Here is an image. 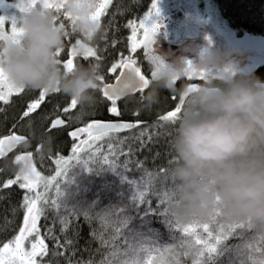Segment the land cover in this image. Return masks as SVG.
Wrapping results in <instances>:
<instances>
[{"label":"trees","instance_id":"trees-1","mask_svg":"<svg viewBox=\"0 0 264 264\" xmlns=\"http://www.w3.org/2000/svg\"><path fill=\"white\" fill-rule=\"evenodd\" d=\"M212 1L221 19L234 32L235 36L241 38L247 35H257L264 38V0ZM151 3L152 0H112L106 14L101 19V33L95 40L86 45L96 50L99 59L83 57V49L76 44L77 39L83 42L80 34L64 36V44L61 47L62 53L58 56L63 68L66 59L70 58L68 54L72 48L77 50V55L73 58L75 67L78 65L87 66L90 63H98L101 66L100 77H103V80L98 81L95 104L86 108L77 105L76 108H70V111L65 113L63 109L70 107L71 98L61 91H48L40 107L29 113L28 117H24L23 113L27 110L28 104L38 99L39 93L43 89L25 88L22 93H13L9 103L5 104L0 101V138L7 134L25 137V140L20 142L11 154L0 157V247L18 234L20 227L23 226L26 211L22 207L26 190L20 189L18 184L4 187L9 179H15L19 169L18 164L13 161L14 155L23 151L30 152L38 171L44 176L54 175L57 167L56 159L61 156L68 158L72 154L75 141L69 137L68 132L76 126L86 125L93 119L116 118L134 123L139 121L137 128L117 134L119 139L124 140V143L118 144L117 147L127 153V155L117 153L119 162L122 165L126 159L131 161L129 164L130 171L126 173L129 179L139 180L144 175L145 170L150 172L154 178L155 191H163L166 186L171 185L172 179L167 173L174 157L170 141L175 133V124L161 121L159 117L174 110L179 104V97L162 88L159 90L157 102L146 106L142 97L149 91L148 87L143 92L136 91L118 100L116 107L120 115L117 116L108 111L112 104L101 93V87L112 82L118 74V69L116 73L110 71L112 65L118 64L122 59H127L130 56L136 60V66L141 68L142 74L151 81L154 65L150 62L149 56L145 54L143 47L138 48L136 53H131V41L128 38L131 36L132 29L127 26L129 21L138 25L150 8ZM202 4V2H198L199 6ZM50 11L52 12V10ZM192 15L190 10L186 14L182 11L180 14L182 22H177L176 26H172L164 37L167 40L179 41L181 31L189 26ZM171 30L172 32L169 33ZM244 62L246 72H255L257 76L264 79V61H258V63ZM198 77V75L196 78L186 77L185 80L199 83L201 79H197ZM182 82L178 81L176 87L179 88ZM59 116L67 121L66 126L51 129V121ZM141 131H146L145 136L137 138ZM149 136H151V140ZM113 143L116 142L113 141ZM137 162H142L143 167L137 168ZM161 168L166 169V171L162 172ZM85 184L90 190L79 199L87 200L88 203L98 200L94 212H100L110 206L114 208L124 207L126 211L121 214V218L132 217L128 228L124 229L121 236L116 240L117 245L123 246L124 237H128L131 242L137 233L143 234V238L157 241L153 247L179 243L181 233L170 229L167 224V221H174L177 218L159 214L168 205L160 206L159 198L156 195L149 193L146 197L147 200H151V207L155 209V211L149 212L147 203L139 204L138 208L130 203L132 195L130 187L127 184L122 186L119 178L111 173L88 177ZM105 185L108 187L106 188ZM120 192L124 193L122 198L118 195ZM146 212L147 215H145ZM46 216L47 219L41 218L39 227L41 235L45 236L48 254L43 258H37L38 264H101V261L111 250L109 246L102 245L98 238L102 231L99 220L93 219L89 223L82 215L70 217L67 231L62 233L59 217L53 211L46 212ZM209 216L210 214L206 217L197 216L196 218L207 220ZM192 220L193 217L179 221L187 226ZM235 221L238 220L223 217L219 219V224L225 225L227 231V225ZM47 229H52V235L58 238L59 246H57L56 240L47 235ZM259 230L261 229L253 226L251 229L243 230L242 236L229 238L226 241V247L233 249L234 246L242 245L245 242H258L261 238ZM94 232L97 235H94ZM237 232L239 233L241 230L237 229ZM104 235L105 239H108L112 235V229L109 228ZM136 239H141V237L137 236ZM66 241L72 243L67 244ZM180 260L181 264H193L191 256L184 257L181 255ZM230 260L235 261L234 251L224 252L216 259L215 264H230Z\"/></svg>","mask_w":264,"mask_h":264},{"label":"clouds","instance_id":"clouds-1","mask_svg":"<svg viewBox=\"0 0 264 264\" xmlns=\"http://www.w3.org/2000/svg\"><path fill=\"white\" fill-rule=\"evenodd\" d=\"M65 6L81 45L95 40L102 26L91 19L94 0H65ZM19 26L18 39L0 41V68L7 78L28 89H59L82 108L95 104L101 66L71 71L61 66L56 51L64 44L65 28L53 13L34 7ZM182 47L194 56L157 50L149 57L156 75L142 97L146 106L157 102L162 88L179 97L167 173L175 181L171 211L187 220L220 207L225 218L264 229V79L245 71L238 49ZM190 74L203 78L190 83L185 80ZM129 79L138 84L134 73ZM178 81H183L179 88Z\"/></svg>","mask_w":264,"mask_h":264},{"label":"snow or ice","instance_id":"snow-or-ice-1","mask_svg":"<svg viewBox=\"0 0 264 264\" xmlns=\"http://www.w3.org/2000/svg\"><path fill=\"white\" fill-rule=\"evenodd\" d=\"M111 3L112 0H94V7L90 14L91 19L101 23V19ZM14 6L21 15L0 14V41L18 39L23 31L19 26L20 20L37 6L52 10L54 20L61 21L60 23L64 26L65 35L78 34L76 32V20L66 10L65 0H57V2H53V0H19ZM159 13V0H152L151 9L140 20L139 25L129 21L127 26L132 29L131 36L128 38L131 41V53H136L138 48L143 47L146 55L154 56L155 50L151 46L155 45L156 35L161 28L160 23L155 19ZM6 22L11 25L10 34L5 32ZM76 44L83 49L84 58L95 57L99 59L96 50L92 47L81 45L79 39L76 40ZM61 53L62 49H57V57ZM68 55L70 58L66 59L64 68L71 71L75 68L73 58L77 55L76 48H72ZM117 69L120 72L115 76V82L105 84L103 96L112 104L108 111L118 116L120 113L116 107L117 101L128 92H143L150 86V80L142 74L141 68L136 66V60L131 56L122 59L118 64H113L110 71L116 73ZM130 73H134L138 78V84L129 79ZM151 75L152 77L156 75L154 70ZM192 76L190 74L188 77L191 78ZM198 76L200 79L203 78L202 74ZM99 80H103V77H99ZM24 91V87L17 86L10 81L3 69L0 68V101L7 104L10 102L13 93ZM55 91L59 92L60 90L56 89ZM47 92L43 89L39 93V98L28 104L27 110L23 113L24 117H28L29 113L40 107ZM77 105V101L71 99L70 107H65L63 111L68 113L70 108L74 109ZM180 111L181 106L179 105L174 110L167 112L166 115L160 116L159 119L174 125ZM139 123V121L137 123L94 121L86 127L72 131L70 136L73 138H78L82 134H87V138L80 139L78 143L73 145L72 154L68 158L61 156L56 159L55 174L51 176H44L37 170L32 153L16 156V161L21 163L20 170L15 179H9L4 187L18 184L20 189L26 190L22 202V207L26 211L23 226L20 227L18 234L0 247V264H38L37 258H43L48 254L45 236L41 235L39 227L41 218L47 219L46 212L48 211H53L59 217L62 233L67 231L70 217L82 215L89 223L93 219L99 220L102 231L98 238L102 245L111 248L101 264H181V255L184 257L191 256L193 264H215L216 259L226 251H234L235 253V261L230 260V264H264V229L259 230L261 238L258 242H245L229 249L226 247V241L233 236H242L243 230L251 229L252 225L248 221L238 220L230 222L226 231L225 225L219 224V219L224 217L220 207L214 209L207 220L198 219L194 216L192 222L187 226L178 219L167 221L170 229L181 233L178 244L153 247L157 241L143 238V234L140 233L135 234L131 242L128 237H124L123 246L115 243L123 230L128 228L132 217L121 218V214L126 211L124 207L114 208L110 206L100 212H94L98 200L88 203L87 200L79 199L90 190L85 184L88 177L111 173L119 178L122 186L127 184L130 187L132 192L130 203L137 208L139 204L147 203L149 205L148 211H155L151 207V200L146 199L147 195L151 193L159 198L160 206L168 205L159 214L175 217L171 211V200L175 191L174 180L163 191H155L154 178L150 172L145 170L144 175L139 180L129 179L126 173L130 171L129 164L131 161L126 159L122 165L119 162L117 153L119 152V155H127V153L117 147L118 144L124 143V140L119 139L117 134L137 128ZM64 124V120L57 118L52 122L51 127L55 128ZM145 134L146 131H141L137 138H142ZM149 139L151 140V136ZM24 140L25 137L16 134L0 138V156L5 155L6 151H10ZM142 167V162H137V168ZM161 171L164 172L166 169L161 168ZM105 187L107 188L108 185ZM118 195L122 198L124 193L120 192ZM109 228L112 229V235L105 239L104 234ZM237 229H240L241 232L238 233ZM93 234L97 235L95 232ZM47 235L56 240L57 246H59V240L52 235V229H47ZM137 236H140L141 239H136ZM66 243L71 244L72 242L66 241Z\"/></svg>","mask_w":264,"mask_h":264},{"label":"rangeland","instance_id":"rangeland-1","mask_svg":"<svg viewBox=\"0 0 264 264\" xmlns=\"http://www.w3.org/2000/svg\"><path fill=\"white\" fill-rule=\"evenodd\" d=\"M54 1L55 0H53V2ZM17 2H19V0H12L11 2L9 0H0V14L9 16L13 14H17L18 16L21 15L14 6ZM168 2L169 0H159V8L162 6V9L170 11L169 13H171L172 16H168L169 14H167V17L164 18L163 14L160 15V12L159 16L155 17L157 22L160 23L161 28L156 35L155 45L151 46L155 50L154 54L159 50L164 53H172L173 55H187L192 57L194 53L184 52L182 46L193 44L198 48H218L222 50L227 48L238 49L243 56V66L245 65L244 61L248 63L264 61V38L257 35H247L241 38L235 36L234 32L228 28L221 19L212 0H178V3L176 0H170L172 5L177 7V10L172 6L168 8ZM198 2H202V6H199ZM150 9L151 6L148 11ZM189 10L193 13L192 19L189 26L184 28V31L182 29L181 39H179V41H171L168 39L169 42L162 39L172 26H176L177 22H182L180 17L181 12L183 11L186 14ZM168 18L171 20L168 21ZM5 32L10 34V23L6 22ZM170 32H172V30L169 31V33ZM173 35H175L176 38L178 37L176 34ZM194 76L197 77V75H193L192 77Z\"/></svg>","mask_w":264,"mask_h":264},{"label":"water","instance_id":"water-1","mask_svg":"<svg viewBox=\"0 0 264 264\" xmlns=\"http://www.w3.org/2000/svg\"><path fill=\"white\" fill-rule=\"evenodd\" d=\"M119 72H120V70L118 71V74H119ZM118 74H117V75H118ZM114 82H115V81L113 80L112 82H109V83H106V84H110V83H114ZM192 83H196V82H192ZM104 86H105V84L101 87V93H102V96H103V89H104ZM134 92H136V91L128 92V93H126L124 96H122L121 98H123V97H125V96H128V95H131V94H133ZM103 97H104V96H103ZM104 98L107 99L106 97H104ZM121 98H120V99H121ZM120 99H119V100H120ZM179 104H180V103H179ZM113 115H115V114H113ZM57 118H60V119L64 120V121H65V124L62 125V126H57V127H55L56 129H58V128H62V127H64V126H66L67 121H66L63 117L59 116V117H55V118L51 121V123H50V128H51V129H55V128H52L51 125H52V122H53L55 119H57ZM94 121H96V122H105V123H107V122H111V123H122V122L134 123V122H132V121H128V120H118V119H117V121H116V120L93 119V120H91L90 122H88L86 125L76 126V127L72 128V129L68 132L69 137H70L73 141H75V144L78 143V140L87 138V134H82V135H81L80 137H78V138H73L72 136H70V133H71L72 131H75V130L79 129V128L86 127L89 123L94 122ZM125 131H126V130H125ZM122 132H124V131H122ZM9 135H11V134H8V135H6V136H9ZM6 136H4V137H6ZM4 137H2V138H4ZM17 145H18V144H17ZM17 145H16L13 149H11L10 151H6V152H5V155L0 156V157H5V156L11 154V153L15 150V148H17ZM26 153H30V152L23 151V152H18V153H16V154L14 155V158H13V159H14V162H17V161H16V156H17V155H23V154H26ZM19 170H20V168L18 169V172H19ZM18 172H17V173H18ZM17 173H16V174H17Z\"/></svg>","mask_w":264,"mask_h":264},{"label":"flooded vegetation","instance_id":"flooded-vegetation-1","mask_svg":"<svg viewBox=\"0 0 264 264\" xmlns=\"http://www.w3.org/2000/svg\"><path fill=\"white\" fill-rule=\"evenodd\" d=\"M176 2L178 3V0H176ZM170 6H172L173 7V5H172V3L170 2V0H169V2H168V8L170 7ZM174 8H176L177 9V7H174ZM160 15H162L163 14V16H164V18H166L167 16V14H169L168 16H172V14L171 13H169L170 11H166V10H164V9H162V6L160 7ZM171 19L170 18H168V21H170ZM162 33V32H161ZM163 35H164V33H163ZM162 39H165V41L166 42H169L167 39H166V37H164L163 36V38ZM118 71H119V69H118ZM193 78H196V77H193ZM197 79H200L199 77L197 78Z\"/></svg>","mask_w":264,"mask_h":264},{"label":"bare ground","instance_id":"bare-ground-1","mask_svg":"<svg viewBox=\"0 0 264 264\" xmlns=\"http://www.w3.org/2000/svg\"><path fill=\"white\" fill-rule=\"evenodd\" d=\"M195 82V81H194ZM190 83H192V82H190ZM196 83H198V82H196ZM179 99V98H178ZM180 104H178V106H179ZM113 120H116L117 121V119L116 118H113ZM121 133V132H120ZM8 135V134H7ZM6 136V135H5ZM4 137V136H3ZM14 158V157H13ZM13 161H14V159H13ZM14 163H16V164H18V166H19V168L21 167V163H18V162H14Z\"/></svg>","mask_w":264,"mask_h":264}]
</instances>
